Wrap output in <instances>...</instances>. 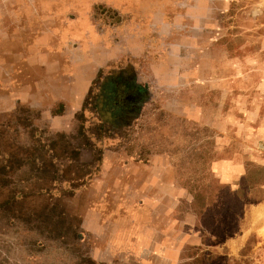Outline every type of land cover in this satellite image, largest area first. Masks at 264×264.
Wrapping results in <instances>:
<instances>
[{"label":"rangeland","instance_id":"1","mask_svg":"<svg viewBox=\"0 0 264 264\" xmlns=\"http://www.w3.org/2000/svg\"><path fill=\"white\" fill-rule=\"evenodd\" d=\"M0 264H264V0H0Z\"/></svg>","mask_w":264,"mask_h":264},{"label":"trees","instance_id":"2","mask_svg":"<svg viewBox=\"0 0 264 264\" xmlns=\"http://www.w3.org/2000/svg\"><path fill=\"white\" fill-rule=\"evenodd\" d=\"M139 89H140L141 91H146L143 87H140V86H139Z\"/></svg>","mask_w":264,"mask_h":264}]
</instances>
